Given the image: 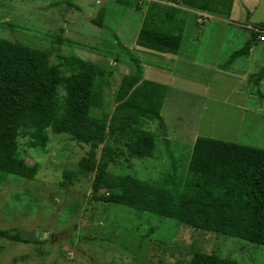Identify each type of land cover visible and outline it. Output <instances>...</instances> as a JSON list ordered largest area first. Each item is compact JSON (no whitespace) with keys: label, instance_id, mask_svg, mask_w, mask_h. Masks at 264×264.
<instances>
[{"label":"rangeland","instance_id":"1","mask_svg":"<svg viewBox=\"0 0 264 264\" xmlns=\"http://www.w3.org/2000/svg\"><path fill=\"white\" fill-rule=\"evenodd\" d=\"M130 1L114 39L91 23L108 0H0V38L50 50L54 64H60L63 56H76L109 70L103 107L94 110L98 117L114 113L121 79L134 75L138 64L144 79L167 86L162 120H147L141 126L156 138L153 157L130 158L128 146L134 136L118 140L110 136L98 150L99 160L105 146L125 152L110 168L114 176L183 192L198 138L264 149V97L256 95L252 80L264 62L263 29L257 27L260 37L250 57L237 60L230 72L217 68L222 50L229 45L225 40L229 24L241 29L233 38L245 34L243 28L259 0H235L230 17L200 12L183 2L174 5L171 0ZM153 2L174 5L190 15L178 56L144 51L136 44ZM200 14L208 15L204 23ZM54 35L65 42L59 44ZM121 44L130 52L123 51ZM232 52L233 47L228 49V54ZM261 84L264 95V81ZM47 137L44 148L31 149L29 143H38L34 132H21L19 156L31 157L40 167L34 183L0 175V231L19 233L34 242L0 238V264H189L196 253L264 264V247L194 230L151 213L93 202L97 174L84 175L80 170L91 146L52 131ZM67 172L72 173L73 183L65 186ZM38 240L45 243L35 244Z\"/></svg>","mask_w":264,"mask_h":264},{"label":"trees","instance_id":"2","mask_svg":"<svg viewBox=\"0 0 264 264\" xmlns=\"http://www.w3.org/2000/svg\"><path fill=\"white\" fill-rule=\"evenodd\" d=\"M235 0H171L181 2L217 17H230ZM174 5L150 3L136 44L144 51L178 56L183 46L189 13ZM130 0H108L92 25L109 38H118ZM251 17V16H250ZM249 17V18H250ZM243 28L245 34L233 38L240 28L229 24L218 70L230 72L233 64L250 57L260 34L259 27ZM258 27V28H257ZM234 40H231V39ZM59 43L65 42L54 35ZM234 44L235 47L232 45ZM121 49L130 52L121 44ZM52 52L34 49L19 41L0 38V175L13 176L34 183L39 164L31 157H20V136L23 129L34 132L37 149L47 145V132L67 135L79 144L91 146L88 157L80 162L84 175L97 174L93 202H103L176 220L194 230L215 233L264 247V149L239 143L198 138L191 157L189 175L183 192L143 183L132 177L114 176L112 165L125 156L111 146L97 152L110 138L135 137L128 148L130 158L154 156L156 138L142 131L145 121L162 120V109L168 88L146 80L138 64L134 75L121 79L113 114L103 117L94 110L104 104V88L111 72L91 61L76 56L61 57L54 64ZM66 68V72L62 69ZM108 78V79H107ZM255 93L263 98L264 62L252 75ZM65 186L72 184V173L65 175ZM154 229L151 231V234ZM0 238L23 244L34 242L21 234L0 231ZM38 240L35 244H44ZM189 264H241L217 254L196 253Z\"/></svg>","mask_w":264,"mask_h":264},{"label":"water","instance_id":"3","mask_svg":"<svg viewBox=\"0 0 264 264\" xmlns=\"http://www.w3.org/2000/svg\"><path fill=\"white\" fill-rule=\"evenodd\" d=\"M249 27L264 25V0H259V6L248 20ZM43 237L45 235H42ZM41 237V239H43Z\"/></svg>","mask_w":264,"mask_h":264},{"label":"built area","instance_id":"4","mask_svg":"<svg viewBox=\"0 0 264 264\" xmlns=\"http://www.w3.org/2000/svg\"><path fill=\"white\" fill-rule=\"evenodd\" d=\"M208 15H205V14H200V23H204L205 22V18L207 17Z\"/></svg>","mask_w":264,"mask_h":264},{"label":"clouds","instance_id":"5","mask_svg":"<svg viewBox=\"0 0 264 264\" xmlns=\"http://www.w3.org/2000/svg\"><path fill=\"white\" fill-rule=\"evenodd\" d=\"M252 16V15H251ZM251 28V27H250Z\"/></svg>","mask_w":264,"mask_h":264}]
</instances>
